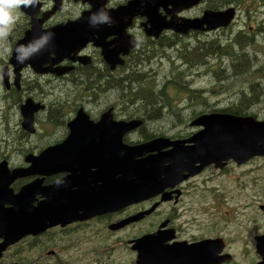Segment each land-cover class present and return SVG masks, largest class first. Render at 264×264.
I'll return each mask as SVG.
<instances>
[{
  "label": "flooded vegetation",
  "instance_id": "1",
  "mask_svg": "<svg viewBox=\"0 0 264 264\" xmlns=\"http://www.w3.org/2000/svg\"><path fill=\"white\" fill-rule=\"evenodd\" d=\"M83 1L35 0V5L27 6L24 10L20 7L17 23L6 39L10 51L6 60L0 61V87L9 104L16 103L13 99L19 100V117L15 122L17 128L8 129L7 135L0 140L3 143L0 148V164L5 163L0 168V213L4 212L10 220L24 216L25 212H22L19 203L33 208L42 204L50 196V187L67 189L70 194L67 196L79 205L91 201L88 189L92 186L98 188L103 184L107 187L118 185V174L114 176L107 171L102 174L97 161L93 162L91 159L86 163L80 158H74L68 167H59V158L47 159V163L53 164L52 172L49 167L32 166L35 158L49 148L59 147L69 135L74 140L83 136L84 128L78 127L72 132L68 127L80 109L88 116L87 122L92 124H99L101 116L108 110H111L112 118L106 119L107 121H140L135 130L122 138L123 143L132 146L159 138L167 139V145L185 141L203 130L201 126L192 125L200 116L225 114L221 109H216V106L203 102L205 111L192 117L147 116V109L152 111V107L142 106L138 101H122L115 94L114 88L116 81H122L125 76L138 74L143 75L144 81L148 80L153 75V70L150 71L152 62L169 58L172 45L175 43L176 46L179 40L208 36L209 33L232 26L237 15L235 9L231 24L225 28L208 32L190 30L186 35L163 30L158 37H153L148 34L151 29L149 18L114 13L117 7L125 5L129 0H99L103 4L95 7L87 0ZM36 4L38 7L35 9ZM220 5L219 0H203L177 14V17L192 20L201 18L205 11L219 12L229 8L222 9L224 7ZM101 8L109 13L112 20L111 24L100 25L101 30L93 34L95 39L101 37L103 50L89 42L76 53L57 56L50 52L43 61L33 64L28 60L23 67L13 59L14 49L27 34L32 40L61 24L75 21L82 14H87V20L90 13ZM159 14L166 16L167 21L170 19L161 8ZM248 33L261 35L264 29L260 26ZM239 34L247 33L238 32L236 35ZM131 44L128 48L127 45ZM194 46V53L204 51L198 40ZM190 47L191 45L183 47L186 56L191 52ZM206 58L210 59L211 55ZM181 64L193 66L184 61ZM208 64L201 63L197 67ZM17 75L19 78L15 84ZM122 87L121 83L118 89L123 92ZM92 90H97L95 95H100V99L105 95L115 94L119 102L93 114L84 107L85 102L90 104L92 101ZM127 90L128 88L125 91ZM54 94H57L56 97ZM75 96L78 101L85 102L73 104ZM28 99L42 106V109L33 114L32 133L21 127L19 109ZM61 99L69 101V111H65L64 106L59 104ZM84 146L79 142L69 145L74 157L83 156L81 152ZM185 146L189 144L186 143ZM170 149L171 146H168L163 151ZM259 158L264 159L256 157L241 165L228 161L222 167L211 163L199 170L195 169L199 165H194L189 171L169 178L164 183L163 190L153 197L114 212L95 215L64 226L57 225L40 234L20 238L2 252L0 264H31L41 261L44 254L57 259L60 251L54 245L55 241L82 232L97 238L101 248L105 246L103 238L108 235L119 238L121 244L125 237V244L129 248L132 245L134 249H130L132 264H263L264 229H255L254 221L256 218H264V184L256 187L248 182H232L231 186H225L217 181L220 177L229 176L234 168H244ZM168 165L163 164V167L167 168ZM14 171H18L20 175H15ZM185 176L187 177L183 178ZM28 186H31L30 190L26 189ZM253 212L254 218L251 216ZM131 217L135 218L132 222L115 228ZM2 242L3 239L0 238V244ZM237 242L240 245H236ZM48 244L53 248L46 249ZM28 248L36 250L30 261L24 255Z\"/></svg>",
  "mask_w": 264,
  "mask_h": 264
},
{
  "label": "water",
  "instance_id": "2",
  "mask_svg": "<svg viewBox=\"0 0 264 264\" xmlns=\"http://www.w3.org/2000/svg\"><path fill=\"white\" fill-rule=\"evenodd\" d=\"M87 1L93 7L103 4L99 0ZM201 1L203 0H129L125 5L117 7L114 13L149 18L151 29L148 30V34L153 37H158L163 30L186 35L190 30L208 32L225 28L231 24L235 13L232 7L219 12L205 11L201 18L192 20L177 17V14L192 8ZM30 5L35 4L29 3L27 6ZM27 6L21 5L23 10ZM37 7L36 4L35 9ZM160 8L167 16H170L168 21L166 16L159 14ZM86 16L87 14H82L75 21L61 24L50 30L54 36L49 48L33 56L30 61L33 64L41 62L50 52L57 56L70 52L76 53L89 42H93L94 46L103 50L104 45L101 43V37L93 38V34L100 31L101 28L100 26L90 27ZM29 40L30 35L27 34L18 45L26 44ZM132 44L127 45L128 48ZM13 56L15 59V53ZM18 78L17 75L15 84ZM40 109L42 106L33 103L31 99L26 100L20 106L23 130L28 133L34 132L33 114ZM87 118L88 116L83 110H78L75 120L68 127L72 132L78 127L84 128L83 136L74 140L69 135L59 147L49 148L35 158L32 161V166L49 167L52 172L53 164L47 163V159L59 158V167H68L74 158H80L86 163L89 162L88 159H91L93 162L97 161L102 174L106 171L114 176L118 174V185L107 187L103 184L98 188L92 186L88 189L91 201L79 205L70 196H67L70 195L67 189L50 187L48 189L50 196L37 207L33 208L19 203L22 212H25L21 219L10 220L1 211L0 238L3 239V242L0 244V256L8 246L24 236L37 235L57 225L64 226L95 215L114 212L153 197L163 190L164 183L169 178L189 171L194 165L198 164L199 167L195 169L199 170L211 163L222 167L226 162L233 161L237 165H241L250 159L264 157V120L258 121L252 117H237L228 114L200 116L192 125L201 126L203 130L185 141L172 142L167 145V139L159 138L139 146L127 145L122 142V138L135 130L140 125V121H107L106 119L112 118L111 110L101 116L99 124L87 122ZM72 142L85 145L81 152L83 156H73L72 147H69ZM186 143L189 146H185ZM168 146H171V149L163 151V148ZM146 154L149 155L146 157ZM163 164L169 165L165 168ZM4 165L5 163H1L0 168ZM14 174L20 175L18 171H14ZM26 189L30 190L31 186ZM1 196L3 197L2 194ZM134 219V217L128 218L115 228L132 222ZM130 249L134 250L132 245Z\"/></svg>",
  "mask_w": 264,
  "mask_h": 264
},
{
  "label": "rangeland",
  "instance_id": "3",
  "mask_svg": "<svg viewBox=\"0 0 264 264\" xmlns=\"http://www.w3.org/2000/svg\"><path fill=\"white\" fill-rule=\"evenodd\" d=\"M219 1L222 5L220 6L224 7L222 9L233 7L236 10L237 15L234 19L235 23L224 30L209 33L208 36H195L186 38L184 41H176L177 44L175 48H171L169 58H161L152 62L150 71L153 70V75L149 76L148 80L151 79L154 87L164 89L166 96L173 99L172 103L180 108L179 118L192 117L200 111H205L202 106L203 102L201 100L195 101V95H190L191 93L187 94L186 90L182 92L183 90L180 84H184V82V87L186 89L189 88L199 91V96L210 105L216 106V109H222L232 104L237 100L240 91H244V88L248 89L247 86L249 84L257 83L260 89L258 97L260 102L254 105L250 111L257 115L260 114L258 115V120H262V116L264 117V35H256V33H254V36L250 35L248 32H253V30L260 26L264 29V0ZM226 2L228 4H226ZM238 32H246L252 38V41H249V44L246 45L245 51L250 59L256 58L252 60L249 72L242 77L225 81L221 79L218 80V77H220V74L218 75V67H223L226 63L229 65V60H227V62L210 60L208 66L197 67V65H193L187 67L182 65L181 61L175 56L177 49L181 50L183 47L191 45L189 48L191 52H189L186 58L190 57L195 52L194 44H196L197 40L200 45H202V43L207 45L208 55H211L210 53L212 52L217 53V46H223L225 43L230 42ZM0 47H7L9 49L6 40L0 42ZM7 54L8 53L0 54V61H5ZM212 71H214V74ZM180 72H183V74L177 79V75ZM175 80H178V83H174ZM56 95L57 94H54L55 97ZM118 100L115 94L114 96L110 94L105 95L103 99H100V95H94L89 104L85 101H78L75 96V98L72 99V103L76 105L85 102L84 107L91 113L96 114L106 106L117 105L116 101L119 102ZM13 101L16 103L12 102V105L9 104L5 92H3L0 87V140L4 139L5 135H7L8 129L17 128L15 122L19 117L17 110L19 100L16 101L13 99ZM59 104L62 107L64 106L65 111H69L67 108L70 106L69 101L61 99ZM120 115L121 114H119V116ZM169 115L170 114H167L166 111L162 110V117L175 118V116ZM1 147H3L2 141L0 142V148ZM217 181L223 183L225 186H231L230 184L232 182H235V184L239 182H248L259 187L261 184H264V159H256L241 169L234 168L229 176L220 177ZM194 209L196 208L194 207ZM251 216L253 218L255 217L254 212ZM254 222L256 223L255 229H264V218H256ZM125 239L126 238L123 237L124 243L121 244L119 238L108 235L103 238L102 243L105 246L101 248L99 247V240L91 234L87 232L78 233L55 241L54 245H56L60 251L57 259L46 257L44 254L41 261L31 264H132V253L130 248L125 244ZM236 245H240V243L237 242ZM47 248L50 249L53 248V246L48 244L46 246V249ZM34 251L36 250H30V248H28V251H24V255L29 261L34 258Z\"/></svg>",
  "mask_w": 264,
  "mask_h": 264
},
{
  "label": "trees",
  "instance_id": "4",
  "mask_svg": "<svg viewBox=\"0 0 264 264\" xmlns=\"http://www.w3.org/2000/svg\"><path fill=\"white\" fill-rule=\"evenodd\" d=\"M226 4L228 3L226 2ZM262 34L264 35V33ZM249 41H252V38L247 34L236 35L231 39L230 42L225 43L223 46H217V53H210V59L206 58L208 55L207 45L204 43H202L204 51H196V53L191 55L189 58H186L187 56L183 48L181 50L177 49L175 56L179 61L187 62L188 65H198L201 63L208 64L210 60H217L219 62H227V60H229V65L226 63L223 67H218V75L220 74L218 80L221 79L222 81H225L231 80L233 78L236 79L247 74L249 72L252 60L256 59H250L247 55V52L245 51L246 45L249 44ZM172 47L175 48V45H172ZM182 74L183 72L178 73L177 79L180 78ZM142 77L143 75L134 74L130 77L125 76L122 81H116V87L114 88L115 94L120 97L122 101L128 103L138 101L142 106L152 107V111H148L147 109V116H153L157 118L162 117L163 110L166 111L167 114H170L169 116L179 117L180 108L172 103V98L170 99L166 96L165 90L154 87L151 79L144 81ZM175 82L178 83V80H175L174 83ZM121 83L123 86L122 89L124 88L123 92L118 89V86H120ZM180 85L181 89L183 90L182 92L186 90L187 94L191 93L190 95L196 96L195 101L201 100L202 102H206V100L199 96V91L189 88L186 89L184 87L185 82L184 84ZM247 87L248 89L244 88V91L242 90L239 92L236 101L226 106L224 109H221L220 111L228 115L237 117H252L257 120L259 117L258 115L260 114L257 115L256 113H252L250 109L260 102L258 99L260 94L259 85L257 83H252ZM126 88H128L127 91H125ZM92 92L94 95L97 94V90H92ZM261 119L264 120V117L262 116Z\"/></svg>",
  "mask_w": 264,
  "mask_h": 264
},
{
  "label": "clouds",
  "instance_id": "5",
  "mask_svg": "<svg viewBox=\"0 0 264 264\" xmlns=\"http://www.w3.org/2000/svg\"><path fill=\"white\" fill-rule=\"evenodd\" d=\"M29 3H34V0H0V42L9 37L14 25L17 23L18 9L22 4L27 6ZM87 20L89 26L93 28L112 23L109 13L103 8L90 13ZM53 36L54 34L51 32H44L29 40L26 44L17 45L14 49L16 63L23 65L33 56L47 50ZM9 51L10 49L7 47H0V54H6Z\"/></svg>",
  "mask_w": 264,
  "mask_h": 264
}]
</instances>
